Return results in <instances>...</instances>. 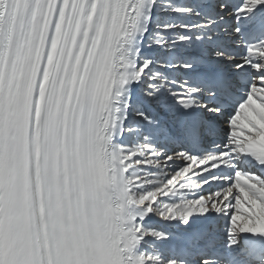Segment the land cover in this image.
<instances>
[{"label":"snow or ice","instance_id":"snow-or-ice-1","mask_svg":"<svg viewBox=\"0 0 264 264\" xmlns=\"http://www.w3.org/2000/svg\"><path fill=\"white\" fill-rule=\"evenodd\" d=\"M0 264H264V0H0Z\"/></svg>","mask_w":264,"mask_h":264}]
</instances>
